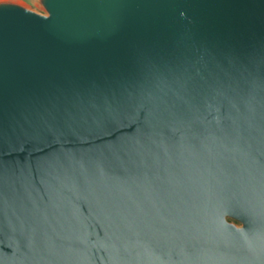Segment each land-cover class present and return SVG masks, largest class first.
I'll return each instance as SVG.
<instances>
[{"label": "water", "instance_id": "1", "mask_svg": "<svg viewBox=\"0 0 264 264\" xmlns=\"http://www.w3.org/2000/svg\"><path fill=\"white\" fill-rule=\"evenodd\" d=\"M42 2L0 1V264H264V0Z\"/></svg>", "mask_w": 264, "mask_h": 264}, {"label": "rangeland", "instance_id": "2", "mask_svg": "<svg viewBox=\"0 0 264 264\" xmlns=\"http://www.w3.org/2000/svg\"><path fill=\"white\" fill-rule=\"evenodd\" d=\"M0 1L16 2L37 12L46 13V9L43 5L42 0H0Z\"/></svg>", "mask_w": 264, "mask_h": 264}, {"label": "flooded vegetation", "instance_id": "3", "mask_svg": "<svg viewBox=\"0 0 264 264\" xmlns=\"http://www.w3.org/2000/svg\"><path fill=\"white\" fill-rule=\"evenodd\" d=\"M226 219H227V221L233 223L234 225H236L238 227L243 226V222H241L240 220H238V219H236L234 217L226 216Z\"/></svg>", "mask_w": 264, "mask_h": 264}]
</instances>
